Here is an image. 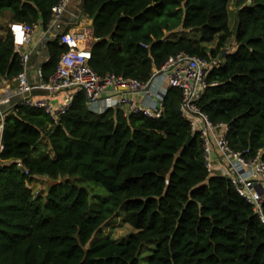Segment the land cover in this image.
<instances>
[{"label":"trees","instance_id":"16d2710c","mask_svg":"<svg viewBox=\"0 0 264 264\" xmlns=\"http://www.w3.org/2000/svg\"><path fill=\"white\" fill-rule=\"evenodd\" d=\"M58 0H0L14 23L47 24ZM229 0H84L93 19L91 65L148 81L174 55L186 52L223 64L208 75L199 102L213 123L230 125L233 149L264 147V0H238L235 32ZM235 36L236 47L226 50ZM216 41L210 48L208 43ZM147 45V47L143 46ZM44 79L66 47L55 39ZM23 70L10 31L0 38V81ZM170 88L161 118L125 117L120 109L95 114L79 93L57 125L41 110L7 112L0 156V264H264V221L231 182L205 165L199 134L181 113ZM47 141L50 154L34 152ZM23 166L26 170H20ZM54 183L35 198L28 184ZM73 178L104 188L90 191ZM135 232L125 242L96 235L113 218Z\"/></svg>","mask_w":264,"mask_h":264},{"label":"built area","instance_id":"2783aa9c","mask_svg":"<svg viewBox=\"0 0 264 264\" xmlns=\"http://www.w3.org/2000/svg\"><path fill=\"white\" fill-rule=\"evenodd\" d=\"M72 0H58L51 9L47 24L38 20L32 24L12 23L10 32L17 53L21 56L23 70L12 79L0 81V156L3 150L5 124L4 105L20 97L15 104L41 110L52 124L57 125L61 117L73 106L79 93H84L88 108L95 114L109 109H120L124 116L143 115L161 118L164 114L165 96L170 88L181 92L180 110L191 124V130L199 134L202 141L205 165L213 176L228 179L235 190L249 203L264 221V147L253 151L250 148L235 150L229 142L230 125L213 123L201 109L199 102L210 85L209 72L223 64L220 55L208 60L201 56L181 52L171 56L159 69L155 68L148 81L107 72L97 73L91 65L92 45L87 31L64 30V15ZM43 27L53 31L54 39L66 47L58 65L45 80L42 68L38 72L39 83L33 85L28 73V62L36 31ZM147 47V45L143 44ZM12 83L14 87H12ZM35 88L44 92L33 95ZM141 95L142 99L135 97Z\"/></svg>","mask_w":264,"mask_h":264},{"label":"rangeland","instance_id":"374dc122","mask_svg":"<svg viewBox=\"0 0 264 264\" xmlns=\"http://www.w3.org/2000/svg\"><path fill=\"white\" fill-rule=\"evenodd\" d=\"M237 2L238 0H229V5H228V9H229V24H230V29L232 30V32H235V28L237 25V12L239 10L238 6H237ZM248 2L250 3L251 0H248ZM3 30L1 31L0 29V38H3L5 36V34H3ZM54 40V38H53ZM216 41H213L211 43H208V47L212 48L215 46ZM89 44L93 45L94 44V40L93 38H91L89 40ZM236 47V41H235V36L231 37L226 45V50H233ZM49 53V52H48ZM220 60L223 61V55H220ZM34 59V58H33ZM35 81H37V83L39 82V79H35ZM18 100H20V97H15L14 98V102H17ZM3 110H7L9 107L8 106H3L2 107ZM47 141L44 140L42 141L41 145L38 147V149L36 150V152H34V155L37 157H41L44 155L49 154V148L46 145ZM52 156V155H51ZM73 181L82 187H86L89 191H90V197H91V201L92 203L95 202L97 203L99 201V199L96 197V194H100V196L103 198H105L106 196H108V192L102 188V187H98L96 184H94L91 181H88L86 179L83 178H73ZM54 183L53 180L48 179L47 177H38L35 180H33L31 183L29 182L28 186L29 188H31L33 195L35 198H38L40 196H46L47 193L49 192V188L50 186ZM98 200V201H97ZM123 212L120 213V215L116 216L115 218H113L112 220H110L103 228L101 231H99V233L96 235V238H100V237H109L112 240L116 241V242H125L129 239V237L131 236L132 233L135 232V229H133L125 220H124V216H123ZM155 244L151 243L146 245L143 250L142 253L140 255V262L141 264H147L148 261V257L149 255H151V253L153 252V248H154Z\"/></svg>","mask_w":264,"mask_h":264},{"label":"crops","instance_id":"0c3cea01","mask_svg":"<svg viewBox=\"0 0 264 264\" xmlns=\"http://www.w3.org/2000/svg\"><path fill=\"white\" fill-rule=\"evenodd\" d=\"M83 2L84 0H72L71 4L68 7L69 11L63 17V20L65 22L63 29L71 31H87L90 37L93 38V19H90L82 11ZM12 23H14L12 20V14L10 11H6L4 15L0 17V29L1 31H4L3 34H6V32L10 31V26ZM53 38V31L47 32L43 27H41L36 31V34L34 36V42L31 48H28L31 52V57L27 66L29 77L33 85H37L39 83L35 81V79H39L38 72L43 67V65L50 59L49 44L53 41ZM93 40L95 42L94 38ZM12 87H14L13 83ZM40 94H44V92L38 88H35L33 91V95L37 96ZM135 97L142 99V96L138 94H135ZM14 98L12 104L4 105L9 107L7 110L4 111L2 108L5 113L15 108V104L19 100L17 102H14ZM48 153L53 156V152L48 151Z\"/></svg>","mask_w":264,"mask_h":264},{"label":"water","instance_id":"95a60500","mask_svg":"<svg viewBox=\"0 0 264 264\" xmlns=\"http://www.w3.org/2000/svg\"><path fill=\"white\" fill-rule=\"evenodd\" d=\"M20 170H23V171H25V172H26V170L24 169V167H23V166H20Z\"/></svg>","mask_w":264,"mask_h":264}]
</instances>
